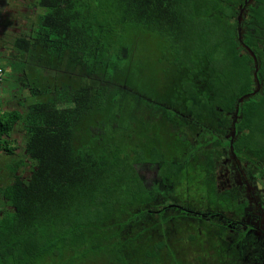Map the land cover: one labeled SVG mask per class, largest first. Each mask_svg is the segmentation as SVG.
Wrapping results in <instances>:
<instances>
[{
    "label": "trees",
    "instance_id": "trees-1",
    "mask_svg": "<svg viewBox=\"0 0 264 264\" xmlns=\"http://www.w3.org/2000/svg\"><path fill=\"white\" fill-rule=\"evenodd\" d=\"M2 5L17 18L0 49V264H204L200 238L186 230L182 244L139 169L159 165L181 185L166 135L196 124L177 112L211 122L235 81L254 78L237 42L243 8L264 76V0ZM211 228L210 247L228 255V235Z\"/></svg>",
    "mask_w": 264,
    "mask_h": 264
},
{
    "label": "flooded vegetation",
    "instance_id": "flooded-vegetation-1",
    "mask_svg": "<svg viewBox=\"0 0 264 264\" xmlns=\"http://www.w3.org/2000/svg\"><path fill=\"white\" fill-rule=\"evenodd\" d=\"M245 9L237 21V42L243 48L242 54H248L252 60L254 78L235 81L230 102L217 106L211 122L207 117L197 120L177 112L183 117L184 125L190 121L196 124L193 128L187 125L178 134L181 139L172 146L177 152L169 158L173 165L184 162L186 173L181 174V185L171 184L173 180L165 184L158 174L159 165L146 164L139 169L146 186L158 189L155 191L158 198L155 199L160 203L158 210L167 209V213L177 214L179 221L173 220L174 225L180 226L182 219L188 217L195 225L200 223L201 229L212 227L218 235L221 231L228 235L225 243L232 248L227 251L228 255H220L210 247L211 237L206 239L209 232L203 234L200 241L204 244V264H218L216 262L223 257L231 264H264V76L260 54L244 43ZM198 82L199 89H212L208 81ZM192 160L203 165L202 173L194 176L198 184L187 183L197 167ZM183 187L205 193L201 207L170 204L173 192ZM162 199L166 200L162 202ZM191 199L190 193L188 204L192 203ZM239 245L245 247L243 251L239 250Z\"/></svg>",
    "mask_w": 264,
    "mask_h": 264
},
{
    "label": "rangeland",
    "instance_id": "rangeland-1",
    "mask_svg": "<svg viewBox=\"0 0 264 264\" xmlns=\"http://www.w3.org/2000/svg\"><path fill=\"white\" fill-rule=\"evenodd\" d=\"M12 18L14 20L17 18V16L15 14H13V11H9V10L7 11V8H5L3 5L0 6V49L2 48L3 41L5 42L8 39V36L10 34L9 31H10L11 28H8V26L6 25V22H7L8 19H12ZM150 43H151V40H150ZM150 43H149V45H150ZM146 52H147V50L145 49V47H143L142 51H141V55L145 56L144 54H146ZM148 60L150 62L152 61L150 57L148 58ZM153 64H155V63H153ZM156 67L159 68L158 66H156ZM166 138L170 139L169 141H174L175 140V142H177L178 140L181 139V136L177 135L176 137H174L172 134L171 135L168 134V135H166ZM178 144L179 143L176 144V148L177 149H178ZM171 149H172V147H171ZM173 152L176 153L177 151L173 150ZM191 162L195 163V165H197V167L194 170V173L192 174V176L189 177V180L187 181V183H197L198 184L199 180H198L197 177H194V176L197 175V174L202 173L200 168H202L203 165L202 164L198 165L199 161L192 160ZM187 189L188 188H186V187L184 188L183 187V188H179L177 191L175 190L173 192V194L171 195V197H170V198H174V199L169 200V201H171L173 203H170V204H178V205H180L182 207L190 206L191 208L193 207L194 209H195V206L201 207V199L203 197H205V193L202 192V191L195 192L193 190V188H190L191 190H187ZM190 193H191V196H192V199H191L192 203L188 204ZM163 200H166V199H162V202H163ZM177 227H179V228H181L183 230V231H181V233L175 234V235H177V237H180V236L183 237V242H182V244L184 243L183 245H186L185 243L189 242V240L186 241V239H187V236L185 235L186 230H188L189 232L195 233L197 235V237L200 238V240H202L203 234H205L207 231L209 232V234L207 235L206 239L211 237L210 230L209 229H207V230L201 229L200 228V223L198 225H194L192 227H186L185 225H180V226H177ZM173 230H174L173 233H176V230H178V229H173Z\"/></svg>",
    "mask_w": 264,
    "mask_h": 264
},
{
    "label": "built area",
    "instance_id": "built-area-1",
    "mask_svg": "<svg viewBox=\"0 0 264 264\" xmlns=\"http://www.w3.org/2000/svg\"><path fill=\"white\" fill-rule=\"evenodd\" d=\"M2 81H3V69L0 65V90H1V87H2Z\"/></svg>",
    "mask_w": 264,
    "mask_h": 264
},
{
    "label": "water",
    "instance_id": "water-1",
    "mask_svg": "<svg viewBox=\"0 0 264 264\" xmlns=\"http://www.w3.org/2000/svg\"><path fill=\"white\" fill-rule=\"evenodd\" d=\"M251 1V0H250ZM241 16V15H240ZM254 55V54H253Z\"/></svg>",
    "mask_w": 264,
    "mask_h": 264
}]
</instances>
